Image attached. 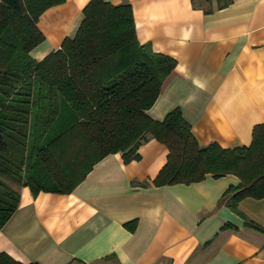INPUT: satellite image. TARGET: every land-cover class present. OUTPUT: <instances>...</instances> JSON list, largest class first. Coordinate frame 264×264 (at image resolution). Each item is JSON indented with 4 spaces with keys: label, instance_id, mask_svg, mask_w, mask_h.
I'll list each match as a JSON object with an SVG mask.
<instances>
[{
    "label": "crops",
    "instance_id": "1",
    "mask_svg": "<svg viewBox=\"0 0 264 264\" xmlns=\"http://www.w3.org/2000/svg\"><path fill=\"white\" fill-rule=\"evenodd\" d=\"M88 1L46 8L37 22L44 39L31 55L40 59L74 36ZM108 1L130 3L139 42L176 59L148 113L163 119L179 107L201 145L249 144L264 123V0ZM138 151L128 162L107 154L70 192L17 185L0 252L39 264H264V231L247 223L264 228V197L230 207L223 194L239 181L233 173L155 185L168 148L151 137Z\"/></svg>",
    "mask_w": 264,
    "mask_h": 264
},
{
    "label": "trees",
    "instance_id": "2",
    "mask_svg": "<svg viewBox=\"0 0 264 264\" xmlns=\"http://www.w3.org/2000/svg\"><path fill=\"white\" fill-rule=\"evenodd\" d=\"M63 1L0 0V229L18 207L17 185L70 192L109 153L139 159L151 137L168 148L155 185L233 173L239 181L223 194L230 207L264 197V123L254 125L249 144L224 147L199 144L179 107L163 119L148 113L176 59L139 42L130 3L89 0L75 35L34 58L31 49L44 39L39 16ZM0 264L39 263L1 251Z\"/></svg>",
    "mask_w": 264,
    "mask_h": 264
}]
</instances>
